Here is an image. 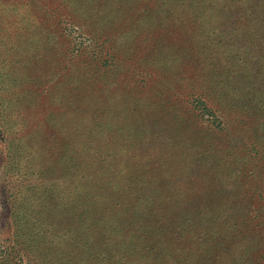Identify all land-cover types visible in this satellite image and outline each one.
I'll use <instances>...</instances> for the list:
<instances>
[{"label": "rangeland", "instance_id": "obj_1", "mask_svg": "<svg viewBox=\"0 0 264 264\" xmlns=\"http://www.w3.org/2000/svg\"><path fill=\"white\" fill-rule=\"evenodd\" d=\"M263 97L264 0H0V264H264Z\"/></svg>", "mask_w": 264, "mask_h": 264}, {"label": "trees", "instance_id": "obj_2", "mask_svg": "<svg viewBox=\"0 0 264 264\" xmlns=\"http://www.w3.org/2000/svg\"><path fill=\"white\" fill-rule=\"evenodd\" d=\"M198 97L201 98L200 101H203V99L206 98V96H204L203 94H199ZM256 101L257 102L255 103V105L257 107L254 108V109H252V108L251 109H249V108L247 109V107H246V111L245 110H237V109L231 110L232 109V106H227V108H226V107L223 106V103L224 102H222L221 100L219 102H216V104L213 103L214 106H212L211 109L214 111V112H212L213 114H215V112L216 113H219L223 117V119L226 118L229 121L231 119H235V120H240L242 122L251 123V122L254 121V119L260 118V117H262L264 115V97L263 98H260L259 100H256ZM206 105L207 104L204 103V109L207 107ZM207 109H209V108H207ZM249 112L252 113V115L249 114ZM206 115L207 114H205L201 110H199L198 112H196V114H194L190 118L196 119V120L198 119V121L199 120L200 121H203V118ZM212 117L213 118H216L214 120H218V117L217 116L212 115ZM200 123H202V122H200ZM253 144L254 143H250V144H247L245 146L246 147V152L248 150V152L246 154L248 155V157L251 160L255 159V157L257 156V153L254 152V145ZM255 149H256V147H255ZM252 151H253V154H251ZM258 152H260V151H258ZM252 187L253 188H249V190H248V192L251 193V197H253V198L254 197H258V198L263 197L262 196L264 194V188L263 187L260 188V187H258V185H255V184L252 185ZM111 213L115 214L116 212H111ZM155 232H157V233H155ZM155 232H153L155 234H151V232H150V233H148V235L152 237L153 235H156V234H158V233H160L162 231H160L159 228L157 227L156 230H155ZM130 237H131L130 238L131 241L138 240V239H141V238L143 239V237L140 236V235H138V234H134V235H132ZM141 243H142V245H140V246H139V243H137L138 244L137 247L143 246L145 248L146 247L145 244H147L148 242H145V239H143V242H141Z\"/></svg>", "mask_w": 264, "mask_h": 264}]
</instances>
